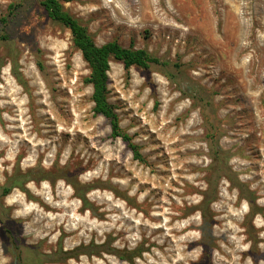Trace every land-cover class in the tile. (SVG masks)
Listing matches in <instances>:
<instances>
[{
  "label": "rangeland",
  "instance_id": "1",
  "mask_svg": "<svg viewBox=\"0 0 264 264\" xmlns=\"http://www.w3.org/2000/svg\"><path fill=\"white\" fill-rule=\"evenodd\" d=\"M43 2L0 0V264H264V0L64 3L98 45L159 59L108 73L143 160ZM106 241L136 254L58 259Z\"/></svg>",
  "mask_w": 264,
  "mask_h": 264
},
{
  "label": "trees",
  "instance_id": "2",
  "mask_svg": "<svg viewBox=\"0 0 264 264\" xmlns=\"http://www.w3.org/2000/svg\"><path fill=\"white\" fill-rule=\"evenodd\" d=\"M71 1L74 0H44L43 6L51 19L59 22L70 30L74 46L81 51L83 59L90 68V75L86 78V82L93 88L92 100L94 102L95 113L102 115L109 121L113 137L121 138L127 143L134 157L143 160L139 153L138 146L132 142L131 137L121 128L118 114L116 113L114 106L109 102L108 73L110 71V63L112 60L122 62L127 73L133 66L146 69L149 68L151 64L159 63L160 61L145 49H135L133 47L126 48L116 41H110L103 45H98L88 28L81 22V20L65 10L64 3ZM2 20L3 22L7 21L6 18ZM15 179L16 178H12L10 186L3 187V196L8 195L13 187H19L18 183L15 182ZM209 201V198H206L204 205L201 207L203 208V214L206 221L208 220L205 217V208ZM74 250L61 252L58 259L66 260L68 258L77 257L81 254L100 255L101 252H106L115 254L120 259L131 261L136 254L131 251L113 249V247L111 248V245L110 248H107L106 245L99 246L94 242L89 245H81Z\"/></svg>",
  "mask_w": 264,
  "mask_h": 264
},
{
  "label": "bare ground",
  "instance_id": "3",
  "mask_svg": "<svg viewBox=\"0 0 264 264\" xmlns=\"http://www.w3.org/2000/svg\"><path fill=\"white\" fill-rule=\"evenodd\" d=\"M110 241H111V240H110ZM110 241H106V242H104V243H99V246L106 245L107 248H110V245H109V244H110ZM91 243H92V242H91ZM91 243H89V244H91ZM94 243H95V242H94ZM96 243H97V242H96ZM96 243H95V244H96ZM81 245H82V244H81ZM81 245H80V246H81ZM97 248H98V247H97ZM99 248H100V247H99ZM111 248H112V246H111ZM92 249H93V248H92ZM95 249H96V248H95ZM102 249H103V248H102ZM102 249H101V250H102ZM113 249H118V248H114V246H113ZM118 250H119V249H118ZM71 251H72V250H71ZM74 251H75V250H74ZM74 251H73V252H74ZM79 251H80V250H79ZM96 251H97V249H96ZM93 252H94V251H93ZM70 253H71V252H70ZM74 253H75V252H74ZM76 253H77V252H76ZM97 253H99V252H97ZM112 253H113V252H112ZM115 253H116V252H115ZM72 255H73V254H72ZM74 255H75V254H74ZM118 258H119V257H118ZM50 259H51V258H50Z\"/></svg>",
  "mask_w": 264,
  "mask_h": 264
}]
</instances>
